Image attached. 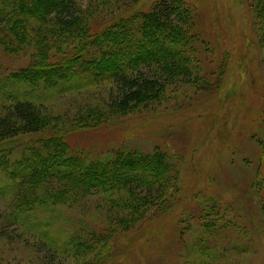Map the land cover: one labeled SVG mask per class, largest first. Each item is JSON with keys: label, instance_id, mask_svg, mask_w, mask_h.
Returning a JSON list of instances; mask_svg holds the SVG:
<instances>
[{"label": "trees", "instance_id": "trees-1", "mask_svg": "<svg viewBox=\"0 0 264 264\" xmlns=\"http://www.w3.org/2000/svg\"><path fill=\"white\" fill-rule=\"evenodd\" d=\"M137 2L0 0L1 50L29 57L28 64L8 77L29 91L19 93L14 86L0 92V173L11 188L8 217L20 227L27 222L25 231L40 237L44 263L78 257L79 264H108L117 254L116 236L140 219L179 204L168 196L180 182L176 157L159 148L129 147L92 157L72 149L66 138L71 131L99 127L161 102L172 85L200 82L205 90L211 87L196 76L202 69L196 54L203 40L193 32L191 9L179 0H154L146 11L91 31L92 17L113 20L123 6ZM249 2L264 43V0ZM99 83L105 85L107 100L78 105L72 118L56 116L46 106L57 95H80ZM262 124L264 130V116ZM91 195H98L96 202L106 209L101 224L89 227L81 221L73 232L56 225L52 218L57 208L76 206ZM192 198L197 208L193 215L206 219L208 236L219 225L238 238L225 215L210 217L214 210L209 194ZM260 202L264 211V198ZM32 212L51 217L27 215ZM237 223H232L235 228ZM201 250L207 249L203 245L199 254Z\"/></svg>", "mask_w": 264, "mask_h": 264}, {"label": "rangeland", "instance_id": "rangeland-1", "mask_svg": "<svg viewBox=\"0 0 264 264\" xmlns=\"http://www.w3.org/2000/svg\"><path fill=\"white\" fill-rule=\"evenodd\" d=\"M153 1L123 6L113 20L94 16L89 21L91 31L146 11ZM179 1L191 9L193 32L203 40L196 54L202 69L196 76H203L211 87L205 90L200 82L172 85L161 102L99 127L73 129L66 138L72 149L92 157L122 147L159 148L179 160L178 190H168L170 200L177 198L179 204L140 219L128 232L116 236L117 254L108 264H264L260 202L264 198V43H260L250 0ZM28 61V56L11 55L0 47V92L15 88L19 93L29 91L8 79ZM104 86L99 83L85 88L80 95H57L46 106L56 116L72 118L78 105L94 98L107 100ZM8 186V178L0 173V188ZM10 189L0 191V264L81 263L78 257L44 263L40 237L25 231L27 222L20 227L8 217ZM204 193L211 197L214 211L210 217L216 220L225 215L238 238L219 225L208 236L206 219L193 215L197 208L192 196ZM97 199L98 195H91L76 206L63 205L52 219L68 232L77 230L81 221L89 227L99 225L106 209ZM27 215L51 217L43 212ZM234 222H238L236 228ZM203 245L207 250L199 254Z\"/></svg>", "mask_w": 264, "mask_h": 264}]
</instances>
